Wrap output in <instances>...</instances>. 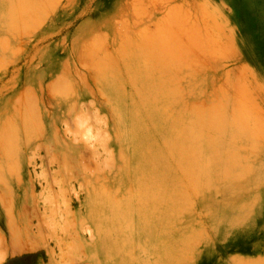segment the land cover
I'll return each mask as SVG.
<instances>
[{
    "label": "rangeland",
    "instance_id": "obj_1",
    "mask_svg": "<svg viewBox=\"0 0 264 264\" xmlns=\"http://www.w3.org/2000/svg\"><path fill=\"white\" fill-rule=\"evenodd\" d=\"M167 86L168 117L193 119L196 127L187 122L181 130L204 134L192 143L180 127L173 130L179 157L191 149L195 162L188 154L183 162L168 157L180 198L152 240L108 217L134 188L130 146L116 124L117 115L136 108L144 130L160 141L143 114L153 108V92ZM215 139L232 140L231 148L223 151ZM198 142L207 143L214 166L199 158ZM202 161L212 166L208 184ZM162 259L264 264V0H0V264H166Z\"/></svg>",
    "mask_w": 264,
    "mask_h": 264
},
{
    "label": "bare ground",
    "instance_id": "obj_2",
    "mask_svg": "<svg viewBox=\"0 0 264 264\" xmlns=\"http://www.w3.org/2000/svg\"><path fill=\"white\" fill-rule=\"evenodd\" d=\"M164 27V26H163ZM157 29H159V28H157ZM162 30V29H161ZM164 30V29H163ZM160 32V31H159ZM163 33V32H162ZM161 33V34H162ZM165 33V32H164ZM164 36H166L167 37V34L165 35V34H163V39H164ZM170 41V40H169ZM172 41V40H171ZM163 42H164V40H163ZM196 42H197V40H196ZM167 44V43H166ZM218 44V43H217ZM168 45V44H167ZM169 46V45H168ZM168 46H166L167 47V49L169 48H172V47H168ZM164 47V46H163ZM165 47V48H166ZM185 47V46H184ZM203 48V47H202ZM168 49V50H169ZM185 49V48H184ZM199 49V48H198ZM171 50V49H170ZM175 50V49H174ZM188 50V49H187ZM167 50H165L164 51V53L166 52ZM180 51V50H179ZM168 52V51H167ZM170 52V51H169ZM189 52V51H188ZM193 52V51H192ZM205 52V51H204ZM170 53H173L172 52V50H171V52ZM135 54V53H134ZM169 54V53H168ZM184 54V53H183ZM166 55H167V53H166ZM170 56H172L171 54H170ZM173 56H174V53H173ZM176 56V55H175ZM188 57V56H187ZM172 57H170L169 59H171ZM174 59H172V61L173 60H175L176 58L175 57H173ZM190 59V58H189ZM177 60V59H176ZM175 62V61H174ZM144 63V62H143ZM170 63V62H169ZM180 63V62H179ZM192 63V62H191ZM172 64V63H171ZM170 65V64H169ZM171 66V65H170ZM184 66V65H183ZM189 67V66H188ZM155 68V67H154ZM172 68V67H171ZM177 68V67H176ZM102 69H105V68H102ZM108 69V68H107ZM106 70V69H105ZM104 70V71H105ZM109 70V69H108ZM168 72V71H167ZM107 74V73H106ZM109 76H111V74L109 75ZM105 77V76H104ZM168 77H169V74H168ZM167 77V79H166V81H167V84L169 83L168 81V78ZM103 78V77H102ZM114 79V78H113ZM112 79V80H113ZM152 79V78H151ZM108 80V79H107ZM111 80V81H112ZM134 80V79H133ZM137 80V79H136ZM164 80V79H163ZM129 81H130V79H129ZM140 82V81H139ZM150 82V81H149ZM101 83V82H100ZM164 83V82H163ZM134 84V83H133ZM166 84V83H165ZM164 84V85H165ZM166 84V85H167ZM174 86V85H173ZM154 87V86H153ZM161 87H163V86H161ZM108 88V87H107ZM121 88V87H120ZM157 89H159V87L157 88ZM163 89V88H162ZM162 89H160L159 91H157V92H153V93H155L154 94V105H152L153 106V108H148L147 110H145V109H143V110H145V112H144V116H145V118H147V119H149V123H151V121L154 123V125H153V127H155L154 128V132H155V134L156 135H158V137L160 138V141H156L155 139H153V135L151 136V135H149L145 130H144V128H143V126H142V124H141V122L138 120L139 118H141V117H139V118H137V115H136V113L133 111V110H136V108L135 109H133V110H127L126 111V113H122V114H119V115H117V124H116V127H117V136H119V138H120V141L121 140H124V141H126L128 144H129V146H130V150H131V155H130V159L133 161V165H132V170H131V174H132V178H133V192L131 193L132 195L130 196V198H127V200H124V202L123 203H121V206L119 207V208H117L116 209V207H114V210L112 209V213L111 214H109V218H110V222H111V220H116L117 222H119V221H121V223L122 224H119V228H120V230H122V231H124L125 232V229L127 230V232H132L133 233V231H134V229H142V230H144V231H146L145 233H147L148 234V237L149 238H151L152 240H154V238H155V235L157 234V232H158V229L160 230V229H162L161 227H160V225H161V220H163V218L165 219L166 218V216L168 217V215H170L169 216V218H172V215H174V214H176L175 212L173 213V211L176 209L175 208V205H176V202L179 200V194H178V187L179 186H177V183L175 182V180H174V177L172 176V174L169 172L170 171V166H169V168H168V165L169 164H167V160H168V157L170 156V157H172V155L174 154L176 157H178L179 159H177V161H180V162H183V159H182V157H186L187 156V150H186V148H188V146H186L185 144H184V147L185 148H183V146H182V149H185L186 151H185V153H186V156H181V157H179V153H181V154H183V152L182 151H180L179 150V147H181V145H177V136L179 135L180 136V134H181V136L183 135V137L184 138H186V141L188 140L189 141V139L191 138L192 139V143H193V141H197V139H199L201 136H202V134H204V133H202L201 131V128H204V129H206L205 128V124L204 123H201V125L200 126H202V124L203 125H205L204 127L202 126L200 129H197V130H201V131H197V134L199 133V137L197 138V135H195V133H192L191 131H193V129H191L192 127H191V125H192V123H194V122H192L193 121V119L191 120L190 119V121L192 122H189V120H187L188 119V117H186L187 119H185L184 117H182L180 120H172L171 118L173 117H171V118H169L168 116L170 115V113L169 112H171V111H168L167 109L168 108H163V106H162V104H164L165 102H168L171 98H173L172 96H173V89H169V87L167 86V87H165L164 89V91L162 90ZM115 90V89H114ZM171 90V91H170ZM179 92V91H178ZM145 93V92H144ZM177 96H178V94H176ZM179 95H180V93H179ZM142 96V95H141ZM32 102V101H31ZM150 103V102H149ZM168 104V103H167ZM170 104V103H169ZM135 105V104H134ZM165 105V104H164ZM221 106H223L222 104H221ZM225 106H226V104H225ZM168 107H170V106H168ZM239 107V106H238ZM140 108V107H139ZM143 108V107H142ZM213 108V107H212ZM211 108V109H212ZM221 108V107H220ZM126 109V108H125ZM138 109V108H137ZM214 109V108H213ZM222 109V108H221ZM224 109V108H223ZM233 109V108H232ZM241 109V108H240ZM119 109H117V111H118ZM140 110V109H139ZM217 110V109H216ZM220 110V109H219ZM234 110V109H233ZM116 111V112H117ZM137 111V110H136ZM141 111V110H140ZM214 111V110H213ZM179 112V111H178ZM177 112V113H178ZM216 112V111H215ZM225 112V111H224ZM234 112V111H233ZM239 112V111H238ZM242 112V111H241ZM176 113V114H177ZM208 113H210V115L212 114V111L211 112H208ZM214 113V112H213ZM236 113V112H235ZM223 114H225V113H223ZM243 114H244V112H243ZM140 114H138V116H139ZM142 115V114H141ZM174 115V114H173ZM181 115V114H180ZM186 116V115H185ZM191 116V115H190ZM225 116V115H224ZM232 116H235V114L233 115L232 114ZM206 117V116H205ZM219 117V116H218ZM221 117V116H220ZM219 117V118H220ZM96 118V117H95ZM95 118H94V121H95ZM114 118V117H113ZM175 118V117H174ZM177 118H178V116H177ZM176 118V119H177ZM198 118H199V116H198ZM223 118V117H222ZM235 118V117H234ZM246 118V117H245ZM244 118V119H245ZM205 119V118H204ZM214 121H215V119H217V116L215 117L214 116ZM224 119H227L226 117L224 118ZM236 119V118H235ZM239 119V118H238ZM242 119V118H241ZM97 120V119H96ZM144 120V119H143ZM218 120V119H217ZM246 120H247V118H246ZM197 121V120H196ZM210 121V120H209ZM223 121V120H222ZM242 121H244V120H242ZM146 122H147V120H146ZM170 122V123H169ZM187 122L188 123H190L191 125H190V127L191 128H189V129H187V130H189V131H185L184 130V132L181 130V128L182 127H185V125L187 124ZM199 122V121H198ZM197 122V123H198ZM203 122V121H202ZM218 122H220L219 124H221V121H219L218 120ZM225 123H226V121H224ZM223 122V123H224ZM232 122V121H231ZM81 123V122H80ZM97 123V122H96ZM99 123V122H98ZM116 123V122H115ZM197 123H196V125H197ZM199 123V124H200ZM222 123V124H223ZM234 123V122H233ZM244 123L245 122H243V125H244ZM247 123V122H246ZM147 124V123H146ZM195 124V123H194ZM199 124L197 125V126H199ZM218 124V125H219ZM249 124V123H248ZM152 125V124H151ZM212 125H214L213 123L211 124V126ZM218 125H215V127L216 126H218ZM227 125V124H226ZM234 125H236V123H234ZM247 125V124H246ZM150 126V125H149ZM187 126V125H186ZM192 126H194V127H196L195 125H192ZM210 126V125H209ZM208 126V127H209ZM220 126V127H219ZM218 127L220 128V129H226V127H225V124L222 126V128H221V125H219ZM229 126H230V122H229ZM233 126V125H232ZM180 127V134L179 133H177V134H173V130L175 129V128H179ZM217 127V128H218ZM231 127V126H230ZM236 127V126H235ZM238 127V126H237ZM236 127V128H237ZM240 127V126H239ZM219 128H218V131H220L219 130ZM246 128V127H245ZM244 128V129H245ZM147 129V128H146ZM151 129V128H150ZM195 129V128H194ZM235 129V128H234ZM196 130V129H195ZM237 131H239L238 129H236ZM245 130H247V129H245ZM251 130V129H250ZM253 130V129H252ZM208 131V130H207ZM224 131H226V130H224ZM235 131V130H234ZM233 131V132H234ZM249 131V130H248ZM181 132H183V133H181ZM222 133H223V130L221 131ZM229 132V131H228ZM243 132V131H242ZM241 132V133H242ZM246 132V131H245ZM251 133H253L252 131H250ZM208 133V132H207ZM218 133V132H217ZM224 133H226L227 134V132H224ZM232 133V132H231ZM235 134H238V133H236V132H234ZM153 134V133H152ZM247 134V133H246ZM254 134V133H253ZM186 135V136H185ZM217 135H219V134H216L215 136H217ZM222 135V134H221ZM220 135V136H221ZM224 135V134H223ZM242 135V134H241ZM255 135V134H254ZM173 136H175L174 138V140H173ZM206 136H208V134H206ZM212 136H214V135H212ZM219 136V137H220ZM225 136V135H224ZM234 134L232 133V137L231 138H234V140H236V137H237V135L236 136H234ZM238 136H239V134H238ZM208 137H210V136H208ZM218 137V136H217ZM229 137V136H228ZM252 137H254V136H252ZM251 137V138H252ZM225 138V137H224ZM230 138V139H231ZM237 138H239V137H237ZM249 138V137H248ZM247 138V139H248ZM101 139H103V138H101ZM158 139V138H157ZM180 139V138H179ZM182 139V138H181ZM207 139V138H206ZM221 139V138H220ZM220 139H215L216 140V144H223V146H220V147H222V150L223 151H227L228 150V146L230 147V144H231V141L230 140H223V141H220ZM246 139V140H247ZM100 140V139H99ZM204 140H205V138H204ZM252 140H254V138L252 139ZM102 141V140H101ZM105 141V140H104ZM104 141H103V143H102V145H104ZM155 141V142H154ZM202 141V140H201ZM200 141V142H201ZM205 141H207V140H205ZM211 141V140H210ZM183 142H185V140H183V141H181V143L180 144H182ZM200 142H198V143H196V144H198V145H196L197 146V151H198V153L197 154H200L198 157L199 158H201V157H206V160H207V156H208V148H207V143H204V142H202V143H200ZM119 143V142H118ZM121 143V142H120ZM191 143V142H190ZM179 144V143H178ZM234 144V143H233ZM119 145V144H118ZM121 145V144H120ZM155 145V146H154ZM156 145H157V147H156ZM189 145V144H188ZM251 145H253V144H251ZM101 146V145H100ZM122 146V145H121ZM179 146V147H178ZM195 146V147H196ZM216 146V145H215ZM195 147L193 146V148L194 149H192V150H195ZM253 147H254V145H253ZM231 148V147H230ZM230 148H229V150H230ZM105 150V149H104ZM179 152V153H177V151ZM211 150H213V148L211 149ZM221 150V151H222ZM236 150V149H235ZM107 151H108V149H107ZM121 151V150H120ZM196 151V150H195ZM217 150H215V152H216ZM252 151H253V149H252ZM110 152V151H109ZM231 152H234V151H231ZM231 152H229V153H231ZM106 153V152H105ZM192 153H193V151H192ZM229 153H228V155H229ZM236 153V152H235ZM254 153V152H253ZM108 154V153H107ZM110 154V153H109ZM190 155H192L191 154V149H190V153H189ZM188 154V155H189ZM226 154V153H225ZM224 154V155H225ZM121 155V154H120ZM187 156V158L188 157H191V156ZM193 155H194V153H193ZM192 155V156H193ZM196 156V155H195ZM233 156H234V154H233ZM232 156V157H233ZM109 157V156H108ZM107 157V158H108ZM215 157H217V156H215ZM220 157V156H219ZM110 158V160H111V157H109ZM122 158H124V155H123V157ZM174 158V157H173ZM172 158V159H173ZM218 158V157H217ZM231 158V157H230ZM171 159V160H172ZM191 159H192V162L194 163L195 161H194V157H191ZM191 159H189V160H187V161H190V162H188V164L190 163L191 164ZM220 159V158H219ZM232 159V158H231ZM234 159V158H233ZM246 159V158H245ZM109 160V159H108ZM170 160V161H171ZM200 160V159H199ZM202 160V159H201ZM205 160V159H204ZM212 158H211V161H206V162H211L212 163ZM221 160H222V158H221ZM243 160V159H242ZM186 161V160H185ZM245 161V160H244ZM104 162V161H103ZM112 162V161H111ZM121 162V161H120ZM124 162V161H123ZM169 162V161H168ZM172 162H173V160H172ZM172 162H170V163H172ZM224 162V161H223ZM106 162H104V164H105ZM107 163H108V161H107ZM126 163V162H125ZM124 163V164H125ZM177 163V162H176ZM185 163V162H184ZM202 163V165H201V170H200V172H201V174H200V178L201 179H203L204 180V182H206L207 184H208V182L207 181H209V177H208V175H209V169L212 167L211 166V163H204L203 161L201 162ZM204 163V164H203ZM227 163H228V160H227ZM244 163H246V162H244ZM103 164V163H102ZM109 164V163H108ZM107 164V166H109ZM178 164V163H177ZM197 164H198V162H197ZM213 164V166H214V163H212ZM231 164H233L232 166H235L234 164H235V160H234V163H233V160H232V162H231ZM106 165V164H105ZM105 165H104V167H105ZM184 165H186V164H184ZM193 165V164H192ZM221 165V164H220ZM227 165V164H226ZM230 165V164H229ZM237 165V164H236ZM173 166V165H172ZM191 166V165H190ZM199 166H200V163H199ZM247 166V165H246ZM110 167V166H109ZM118 167V166H117ZM120 167V166H119ZM175 167H177L176 166V164H175ZM178 167L180 168L181 167V164L179 165L178 164ZM192 167V166H191ZM191 167H189L190 168V171H188L189 169H187L188 168V166H187V168L185 167V166H183V168H184V171H188L187 172V174L189 175L190 173L189 172H191L192 170L191 169H193V167L191 168ZM196 167H198V166H196ZM196 167L194 166V170H196L197 171V169H196ZM225 167H227V166H225ZM229 167H231V166H229ZM241 167V166H240ZM250 167V166H249ZM248 167V168H249ZM182 168V169H183ZM215 168V167H214ZM213 168V169H214ZM221 168V167H220ZM242 168H243V166H242ZM119 169V168H118ZM172 169V168H171ZM181 169V168H180ZM186 169V170H185ZM199 169V168H198ZM227 169L228 168H226V171H227ZM218 170V169H217ZM245 170V169H244ZM182 172H184L183 170H181ZM221 171V170H220ZM224 171H225V168H224ZM225 171V172H226ZM232 171H233V169H232ZM248 171V170H247ZM212 172V171H211ZM218 172H219V170H218ZM229 172V171H228ZM252 172V171H251ZM196 173V175H197V172H195ZM186 174V175H187ZM212 174H214V172L212 173ZM250 174V173H249ZM184 175H185V172H184ZM191 176L189 177V178H191L192 177V175H195V174H190ZM218 175H220V174H218ZM229 175V174H228ZM247 175V174H246ZM123 176V175H122ZM215 176V175H214ZM223 176H224V173H223ZM225 176H227L226 175V173H225ZM224 176V177H225ZM194 178H195V176H193ZM191 178L189 181H190V185L191 184H194V182L195 181H197V179L194 181V178ZM199 178V176L197 175L196 176V178ZM213 177V176H212ZM219 178V177H218ZM193 179V183H192V180ZM200 179V180H201ZM202 180V181H203ZM212 180V179H211ZM226 180V179H225ZM229 180V179H228ZM243 180V179H242ZM216 181V180H215ZM218 181V180H217ZM220 181V180H219ZM131 182V181H130ZM199 182H201V181H199ZM196 183V182H195ZM214 183V182H213ZM218 183V182H217ZM179 185V184H178ZM205 185V184H204ZM201 186V185H200ZM209 186V185H208ZM212 186V185H211ZM98 187H100V186H98ZM101 187H103V186H101ZM189 187V186H188ZM203 187V186H202ZM206 187H207V185H206ZM205 187V188H206ZM102 189H104V187L102 188ZM129 189H132V188H129ZM191 189H192V186H191ZM193 189H195V188H193ZM96 190V189H95ZM100 190V189H99ZM198 190V189H197ZM218 190V189H217ZM109 191H111V189L109 190ZM132 191V190H131ZM96 192V191H95ZM99 192V191H98ZM101 192H104V191H102L101 190ZM108 192V191H107ZM193 192V191H192ZM218 192V191H217ZM111 193H112V191H111ZM95 194V193H94ZM104 193H102L101 195H103ZM129 194V193H128ZM193 194H195L194 192H193ZM99 195V194H98ZM101 195H100V197H101ZM106 195V194H105ZM111 195V194H110ZM122 196V195H121ZM127 196H129V195H127ZM127 196H125V197H127ZM184 196V195H183ZM94 197H96V196H94ZM93 197V198H94ZM105 197V196H104ZM185 197V196H184ZM99 198V197H98ZM113 199L115 198V196L114 197H112ZM100 199V198H99ZM109 199V198H108ZM112 199V202H114L115 200H117V198L115 199V200H113ZM121 199H122V197H121ZM123 199H125V198H123ZM189 199V198H188ZM92 200V199H91ZM235 200V199H234ZM90 201V200H89ZM98 201V200H97ZM182 201H183V198H182ZM94 202V201H93ZM118 202V201H117ZM189 202V201H188ZM232 202V201H231ZM90 203V202H89ZM92 203V202H91ZM90 203V204H91ZM100 203V202H99ZM116 203V202H115ZM181 203V202H180ZM111 204H113V203H111ZM119 204H120V202H119ZM185 204H186V202H185ZM93 205V204H92ZM94 205H95V203H94ZM102 205V204H101ZM109 205H110V203H109ZM115 205V204H114ZM97 206V205H96ZM111 206V205H110ZM116 206V205H115ZM179 206V204L176 206V207H178ZM103 207H105V206H103ZM110 208V207H109ZM112 208V207H111ZM92 209H93V207H92ZM99 209V208H98ZM100 209H101V207H100ZM104 209V208H103ZM108 209V208H107ZM106 209V210H107ZM178 209V208H177ZM95 210V209H94ZM173 210V211H172ZM101 211V210H100ZM105 212V211H104ZM110 212H111V210H110ZM178 212H180V210L178 211ZM90 214V213H89ZM97 213L95 212V215H96ZM180 214V213H179ZM193 214V213H192ZM91 215V214H90ZM104 215H106V214H104ZM180 216V215H179ZM102 217H103V215H102ZM107 217V216H106ZM175 217V216H174ZM104 218V217H103ZM129 218V221L127 220ZM104 220V219H103ZM95 221V220H94ZM105 221H106V218H105ZM127 221L129 222V223H131V225L128 223V225L126 226L125 224H127ZM167 221V220H166ZM171 221V220H170ZM109 222V221H108ZM116 222V223H117ZM169 222V221H168ZM163 223V222H162ZM118 224V223H117ZM96 226H97V224H96ZM124 226V227H123ZM168 226V225H167ZM166 227V226H165ZM169 227V226H168ZM180 228V227H179ZM103 229V228H102ZM166 229V228H165ZM177 229V228H176ZM175 229V230H176ZM164 229H162V231H163ZM99 231V230H98ZM118 231V230H117ZM137 231V230H136ZM135 231V232H136ZM141 231V230H140ZM100 232V231H99ZM103 232H105V231H103ZM120 232V231H119ZM169 232H171V231H169ZM179 232V231H178ZM160 233H162V232H160ZM181 233V232H180ZM129 234V233H128ZM159 234V233H158ZM107 235V234H106ZM114 235V234H113ZM125 235V234H124ZM164 235H165V232H164ZM105 236V235H104ZM109 237H110V235H108ZM136 235H134V237H135ZM163 236V235H162ZM174 236V235H173ZM126 237V236H125ZM130 237V236H129ZM141 237V236H140ZM147 237V236H146ZM168 237V236H167ZM131 238V237H130ZM144 238H145V236H144ZM106 239V238H105ZM181 239V238H180ZM112 241H113V239H111ZM126 240V239H125ZM137 240V239H136ZM139 240V239H138ZM143 240V239H142ZM171 240V239H170ZM179 240V239H178ZM110 241V240H109ZM131 241V240H130ZM148 241V240H147ZM161 241H163L164 242V240H162L161 239ZM160 241V243H162ZM172 242H173V240H171ZM176 241V240H175ZM102 242H103V240H102ZM137 241H135V244L137 245V243H136ZM140 242V241H139ZM145 242V241H144ZM111 243V242H110ZM169 243H170V241H169ZM177 243H179V242H177ZM177 243H175V244H177ZM147 244V243H146ZM157 244H159V243H157ZM165 244V243H164ZM164 244H162V245H164ZM108 245V244H107ZM114 245V244H113ZM131 245H132V243H131ZM145 245V244H144ZM155 245V244H154ZM168 245V244H167ZM179 245V244H178ZM115 246V245H114ZM117 246V245H116ZM121 246L124 248H126V247H129L130 246V243L129 242H127V241H123L122 243H121ZM173 246V245H172ZM171 247V246H170ZM176 247V246H175ZM175 247H173V249L175 248ZM116 248V247H115ZM141 248V247H140ZM152 248V247H151ZM167 247H165V248H163V251H167V249H166ZM110 249V248H109ZM114 249V248H113ZM118 249V248H117ZM133 249V248H132ZM136 249H137V246H136ZM154 249V248H153ZM171 250H172V248H170ZM140 250H142V249H140ZM132 251V250H131ZM138 251V250H137ZM146 251V250H145ZM144 251V252H145ZM158 251V250H157ZM114 252H116V250L114 251ZM117 252H118V250H117ZM140 252V251H139ZM164 252V253H165ZM175 252V251H174ZM167 253V252H166ZM165 253V254H166ZM169 253V252H168ZM172 253H173V250H172ZM124 254V253H123ZM141 255H142V253H141ZM140 255V256H141ZM148 255V254H147ZM152 255V254H151ZM151 255H150V257H151ZM162 255V254H161ZM170 255V254H169ZM174 255V254H173ZM156 256H157V254H156ZM139 257V256H138ZM143 258V257H142ZM152 258V257H151ZM164 258V257H163ZM167 258H169V257H167ZM171 258V257H170ZM166 259V258H165ZM146 260H148V259H146ZM159 260V259H158ZM163 260V259H162ZM170 260V259H169ZM173 260V259H172ZM155 261V260H154ZM164 261V260H163ZM170 262V261H169ZM145 263V262H144ZM147 263V262H146ZM154 263V262H153ZM159 263H162V262H159ZM164 263H166L165 261H164ZM167 264V263H166Z\"/></svg>",
    "mask_w": 264,
    "mask_h": 264
}]
</instances>
